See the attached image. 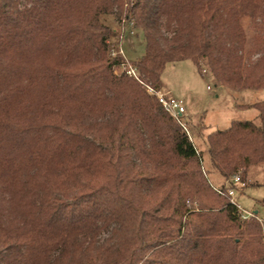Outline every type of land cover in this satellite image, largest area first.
<instances>
[{"label": "trees", "instance_id": "1", "mask_svg": "<svg viewBox=\"0 0 264 264\" xmlns=\"http://www.w3.org/2000/svg\"><path fill=\"white\" fill-rule=\"evenodd\" d=\"M108 15L141 30L130 64L154 91L182 61L264 89V0H0V264H264V228L225 194L264 167V101L197 151L112 73L124 62L107 56Z\"/></svg>", "mask_w": 264, "mask_h": 264}, {"label": "rangeland", "instance_id": "2", "mask_svg": "<svg viewBox=\"0 0 264 264\" xmlns=\"http://www.w3.org/2000/svg\"><path fill=\"white\" fill-rule=\"evenodd\" d=\"M101 20L111 29L107 41L108 58L114 57L110 55L111 50L120 51L121 53L119 52L116 56L122 58L125 69H133L130 63L137 61L144 53L141 30L133 29L131 26L127 29V26L124 27L121 22H116L111 15L103 16ZM202 65L205 66V63L202 62ZM125 69L116 67L113 68L112 73L119 75L125 72ZM202 69L205 74L198 73L197 68L190 61L168 64L161 76L163 88L160 89L168 93L164 89L166 88L171 96H179L184 101L185 114L182 116V122L186 124L187 133L196 150L206 154L205 138L209 133L226 129L231 121H257V112L250 106L264 101V89L232 90L217 84L209 74L207 67H202ZM135 75L138 80H141L136 72L134 76H128L135 79ZM138 80H136L138 84L146 91L147 86H151L149 83L143 84ZM206 157L203 160L205 170L207 168ZM236 175L240 177V173ZM206 176L215 188L223 183V179L213 172ZM242 182H244V187H236L234 202L243 211H256L261 216L264 212V167L261 165L250 167ZM245 221H250V219ZM259 225L262 229L264 228V223H259Z\"/></svg>", "mask_w": 264, "mask_h": 264}, {"label": "built area", "instance_id": "3", "mask_svg": "<svg viewBox=\"0 0 264 264\" xmlns=\"http://www.w3.org/2000/svg\"><path fill=\"white\" fill-rule=\"evenodd\" d=\"M132 34V32H130ZM122 39V36H121ZM120 52V51H119ZM119 52L111 50L110 55L116 56ZM121 53V52H120ZM122 67L125 69V64L120 63L118 68ZM127 75L134 76V70L133 69H125L124 70ZM202 74H205V71H202ZM147 93L150 95H154L155 98L157 99L158 103L161 105V107L164 109L165 112H167L172 118L177 120L181 127L187 132L186 129V124L182 122L181 117L185 114V107H184V101L181 98L173 97L170 94L159 90V91H154L152 88L147 87ZM226 195L229 197V202L233 206H235L238 211L240 212V217L243 220H248V219H255L258 221V223L262 224L264 223V212L260 216L258 213L254 212H245L241 209L239 205H237L234 200L233 196L236 192V187L243 188L244 187V182L241 181L240 177L238 175L233 176L226 184ZM218 191V190H217ZM220 192V191H218ZM221 193V192H220Z\"/></svg>", "mask_w": 264, "mask_h": 264}, {"label": "crops", "instance_id": "4", "mask_svg": "<svg viewBox=\"0 0 264 264\" xmlns=\"http://www.w3.org/2000/svg\"><path fill=\"white\" fill-rule=\"evenodd\" d=\"M169 94H170V92L166 89V88H164ZM171 95V94H170ZM179 96H177V98H178ZM180 98V97H179Z\"/></svg>", "mask_w": 264, "mask_h": 264}, {"label": "water", "instance_id": "5", "mask_svg": "<svg viewBox=\"0 0 264 264\" xmlns=\"http://www.w3.org/2000/svg\"><path fill=\"white\" fill-rule=\"evenodd\" d=\"M254 213L256 214L257 212H256V211H254Z\"/></svg>", "mask_w": 264, "mask_h": 264}]
</instances>
